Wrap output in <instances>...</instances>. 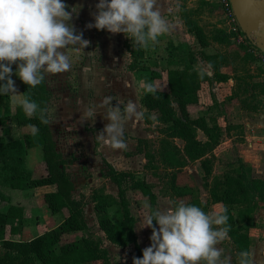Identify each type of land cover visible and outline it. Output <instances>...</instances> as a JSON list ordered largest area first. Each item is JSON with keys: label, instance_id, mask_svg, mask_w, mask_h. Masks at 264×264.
<instances>
[{"label": "rangeland", "instance_id": "obj_1", "mask_svg": "<svg viewBox=\"0 0 264 264\" xmlns=\"http://www.w3.org/2000/svg\"><path fill=\"white\" fill-rule=\"evenodd\" d=\"M69 5V10L73 5H80V12L78 17H74L71 23L74 24L78 31H82L84 38L90 41L88 47L83 50H78L69 46L65 49L70 61L72 62V69L62 75H48L47 85L53 93V100L51 102L50 113V127L52 129L54 138L57 142V149L65 154L68 160L72 161L68 170L76 184V190L79 194L81 190L85 191L87 204L90 202L91 193L94 186L96 188H104L105 192L116 196L118 189L110 181L107 180L108 185L104 179L99 176L102 173L103 157L99 155V145L95 141V135L98 130L103 128L107 121L103 120L100 115L96 116L94 125L91 122L83 125H77L76 121L79 119L81 106L77 103L82 100L86 105H92L103 95L113 97V103L119 104L121 108L128 99H133L138 108L140 99L145 93L142 82L152 83L156 89H166V74L170 66L177 64L178 59L186 57L191 50H199L200 46L196 37L192 33H188L184 24V17L188 15L194 19L205 31L209 46L204 50L208 53L224 52L236 61L238 56L245 55L244 48L239 46L232 40V34L228 32L229 25L225 16L224 7L220 0H179L180 8H175L177 0H163L165 14L167 15L171 30L159 37L158 43L154 46L144 49V56L141 60L142 67L145 69H137L130 71L129 64L132 61L131 55L124 46L125 36L123 34H112L105 30H97L87 28L86 25L94 23L93 13L96 11L95 5L98 0H65ZM171 7L172 12H167ZM229 57V60H230ZM177 60V61H176ZM176 61V62H174ZM228 61V60H227ZM237 63V62H236ZM235 62L228 67V70L235 73L240 69ZM198 68L207 69L206 63L202 59H198L195 65ZM13 73H15L16 66L13 64ZM91 69L90 72L85 73L84 68ZM235 68V70H234ZM159 73V78H153L152 72ZM12 79L15 81L18 93L16 95H9L8 101H11V114L16 112V106L21 103L23 99V87L20 79L13 74ZM228 107H219L223 111V118L219 119L220 124L226 125H240L233 120L240 114L238 107H234L232 101L227 102ZM253 108V107H248ZM143 110V109H142ZM203 111V110H202ZM201 112V111H200ZM0 116H4L3 108L0 107ZM243 116L250 117V113H243ZM235 117V118H234ZM12 118V116H10ZM235 123V124H234ZM162 125V124H161ZM160 124H146L144 120L140 121L135 127H127L124 139L129 145L127 151L111 150L105 148V152L110 154L115 160L117 170H124L133 172L136 178L145 179L152 186L154 192L157 194L158 205L168 206L170 203L190 202L193 197L190 195L186 197H177L176 193L170 188V181L173 178L172 174L176 176V184L192 185L191 188L196 191L193 192L194 197L203 202L210 201V192L212 189L221 190V187H216L215 180H220L224 173L237 174L239 172L253 180L252 162H245L247 155L251 154V149L248 150V131L242 126L232 129L229 133L223 134V143L216 149L218 160L214 164L213 174L207 179H203V172L201 168L197 167L195 162L188 164L189 167H182L179 169V162L174 154V144L180 148L183 143L180 140L167 139L159 132ZM8 129L6 134L3 126H0V137L4 136L5 143H0V149L4 144L13 140L22 141L25 133L31 132L32 127L29 125L19 126L10 119L5 125ZM145 131H149L147 134ZM235 134V135H234ZM138 135L145 137L138 140ZM230 135H234L230 139ZM251 136V135H250ZM23 146L20 151L13 148L8 149L6 156L0 162V211H6L9 205L18 204L20 197L14 198L12 195L15 189L9 188L8 176L11 174L12 167H17L25 173H30L33 177L38 178L42 173H45V164L38 160L37 153L33 152L31 160H27L26 153L28 148ZM264 148V142L261 149ZM40 149V148H39ZM138 160H130V157L138 154ZM242 155V156H239ZM252 157V156H251ZM132 162V163H131ZM134 162L136 164H134ZM194 164V165H191ZM137 166L138 169L134 168ZM128 167H132L129 170ZM136 169V170H135ZM186 172L190 175V180L187 181L183 175ZM251 176V177H250ZM93 178V180H92ZM105 178V177H104ZM220 178V179H219ZM91 179V181H89ZM126 197L130 202L132 214L137 218L135 225V233L137 235L138 243L141 249L149 246L151 241V229L147 227L141 228L143 217L148 214L147 208L144 206L137 210L134 207L135 199L142 198L138 192L128 190ZM28 200L26 202L24 218L22 220H11L7 226V236L15 239H34L45 233L56 229L57 225L63 220L66 212L52 214L49 208L44 204L42 195L38 199ZM199 201V200H198ZM257 204V209L264 207V202L254 199ZM229 206L223 204H210L207 207L209 213L220 212L223 208ZM87 206L85 207V209ZM84 209L86 220L91 225L88 212ZM231 211L237 216L236 209ZM111 214L116 215V208L110 210ZM254 214V213H253ZM253 214L248 216L249 221L237 223L239 227L247 228L248 233H252V228L257 225ZM10 225L18 227V235L12 236L9 233ZM103 237L100 230L97 231ZM80 233H71L58 237L55 245L56 250L62 243L74 240L80 236ZM106 245H110L105 241ZM224 250V255L231 258V264H237V259L234 255L235 250L230 238L221 242L218 245ZM110 247V246H109ZM114 264H132L133 257H136L134 246L122 249L118 248L112 250ZM88 264H99L98 262H91Z\"/></svg>", "mask_w": 264, "mask_h": 264}, {"label": "trees", "instance_id": "obj_2", "mask_svg": "<svg viewBox=\"0 0 264 264\" xmlns=\"http://www.w3.org/2000/svg\"><path fill=\"white\" fill-rule=\"evenodd\" d=\"M184 24L187 32L194 34L199 43V50H191L186 57H180L177 64L167 69V89H157L155 98L150 93H144L140 99L143 110H146L144 121L146 124H162L163 129L159 132L167 139L182 140L183 147L174 145V154L179 155V169L191 162L198 161L203 172V179L207 180L213 174L216 156L215 148L221 143L223 129L219 125L214 114L204 110L198 117L192 118L187 106L198 103L199 91L203 83L212 80L226 81L228 75L222 73V67L227 65V59L220 52L207 53L204 49L209 46L208 37L203 28L191 17L185 15ZM124 46L129 51L132 61L129 70L145 69L140 66L144 56V49L133 46L130 39L125 38ZM198 59H202L207 69L196 67ZM174 61V62H176ZM153 78H159L157 72H152ZM23 97L29 95L35 100L41 109H45V118L48 124L41 122L39 114L29 118L25 115L20 105L16 106V112L11 114V106L8 101L9 95L0 94V107L3 108L4 116H0V126L6 128L4 132L9 133L5 126L10 119L19 126H35L38 133H25L22 141L13 140L4 144L0 149V159H3L8 149L13 148L20 151L24 148L39 147L41 158L46 167V174L35 178L30 173H23L21 169L12 167L8 176L9 188L15 190H26L39 186H54V190L43 195L44 204L52 214L65 211L63 220L55 230L45 233L34 239H15L7 236V226L11 220H22L24 207L18 204L9 205L6 211H0V264H88L98 262L99 264H110V253L104 244L102 237L98 236L89 227L84 214L87 205L86 196L80 194L75 196L76 184L68 171L72 164L71 160L58 151L57 142L50 127L49 108L53 100V93L47 85L45 75L44 82L36 88H28L22 83ZM256 110L255 107L250 108ZM12 116V118H10ZM161 125V126H162ZM228 129V128H227ZM202 132L205 139L198 137ZM5 135L0 137V143H5ZM141 140V139H138ZM141 151H138V153ZM101 176L110 180L118 189L117 195L105 192L104 188L92 190L90 201L93 203V211L97 219L98 228L103 232L104 238L122 249L134 246L136 257L142 256V249L137 241L134 227L137 218L132 214L130 202L126 197L128 190L138 192L142 198L135 199L134 207L137 210L145 206L148 213L157 209V194L145 179L136 178L133 172L117 170L107 160L103 159ZM170 188L174 190L177 197L190 195L193 199L186 204H194L201 207L205 212L210 204L222 203L227 208L228 225L230 227L229 238L235 250V257L240 251H248L250 237L247 228L243 229L237 223L249 221L248 216L257 209L254 199L264 202V181L249 180L246 175L224 173L220 180H215L216 187L221 190L212 189L210 201L203 202L192 196L195 191L188 185L176 184V176L173 173ZM196 192V191H195ZM194 192V193H195ZM199 200V201H198ZM178 203V202H175ZM116 208V215L110 210ZM232 209L237 210L235 216ZM155 225V221H153ZM9 233L12 236L18 234V227L10 225ZM80 233L72 241L62 243L56 250L55 245L58 237L64 234ZM238 264V261H237Z\"/></svg>", "mask_w": 264, "mask_h": 264}, {"label": "clouds", "instance_id": "obj_3", "mask_svg": "<svg viewBox=\"0 0 264 264\" xmlns=\"http://www.w3.org/2000/svg\"><path fill=\"white\" fill-rule=\"evenodd\" d=\"M80 5H69L65 0H0V94L16 95L15 74L28 88H36L45 75H62L73 65L65 49L72 46L78 50L88 47L84 38L71 21L78 17ZM175 8L179 10L177 0ZM92 14L94 23L87 28L123 34L133 46L148 49L167 34L172 25L165 14L163 0H98ZM169 7L167 12H172ZM13 64L16 66L13 73ZM83 71L88 73L89 68ZM145 93L155 98L156 87L142 82ZM77 125L96 122L100 115L107 121L97 131L95 141L98 150L129 149L124 139L127 127H135L144 119L133 99L123 105L113 103V97L101 96L96 103L86 105L82 100ZM20 107L29 118H39L48 124L45 109L29 95H24ZM33 134L39 129L30 126ZM146 208H151L145 203ZM155 221V225L153 224ZM141 228L151 229V244L142 250L141 257H133L132 264H231L218 245L229 239L227 208L220 212H205L201 207L184 202L170 203L150 211L143 217ZM238 264H264V259L253 260L248 251H240Z\"/></svg>", "mask_w": 264, "mask_h": 264}, {"label": "crops", "instance_id": "obj_4", "mask_svg": "<svg viewBox=\"0 0 264 264\" xmlns=\"http://www.w3.org/2000/svg\"><path fill=\"white\" fill-rule=\"evenodd\" d=\"M238 45L244 47L241 49L244 50L245 55L238 56V59H236V61L232 59L233 57L231 58L229 55L225 54L224 52H220L228 60L227 65L223 66L221 70L222 73L228 75V79L226 81L215 79L209 83H203L201 90L199 91L198 103L189 104L187 108L192 118L198 117L204 110L207 109V111H209L211 114H214L216 116L217 121L223 129L224 131L223 133L225 134L229 133L232 129H235V127L239 128L240 126H242L243 128L244 126V128L248 131V138H247L248 150L251 149L250 152L252 154L251 155L252 157L250 155H247L248 158H245L244 160L245 162L247 161L252 162L251 165L254 166L252 169V175L256 176L257 178L255 177H252V178L264 181V148L261 149L262 143L264 142V63L254 53L249 51V48L247 47V45L245 44H238ZM229 57H230V60H229ZM234 62L235 63L237 62L236 63L237 65L235 66H237L238 68L240 67V69L236 71L235 73L229 71L227 67V66H230ZM166 89H167V80H166ZM228 101H232V104H235L234 107H238L237 110L238 112H240V114L237 118L234 117L235 119L233 120H236V122L239 123L240 125L231 126L230 124L229 125L224 124L222 126L220 124L219 119L221 117L223 118V111L219 110V107H228V104H227ZM9 102H10V106L12 107L11 101ZM139 107H141V111H142L143 107H142L141 102L139 103ZM248 107H255L256 110L249 109ZM243 113H250L251 116L250 117L243 116ZM143 132L150 134L149 131L143 130ZM234 135H230L228 137L232 139ZM150 136L151 135H146V136L138 135V139H143L145 137H150ZM198 137L202 140L205 139L204 135L200 131L198 132ZM180 142L183 143L182 140H180ZM223 142L224 140L221 141V143ZM220 144L217 147H219ZM217 147L214 150V154L216 156L215 163L218 160V155L216 153ZM37 151H38V160L42 162V158H41L42 154H41V149H39V147L30 148L28 150V152L26 153L27 160H31V156L33 155V152L37 153ZM98 151H99L98 154L101 155L105 160H107L111 165L115 166V164H117L116 160L114 159L115 157L113 158L110 154L106 153L104 149L102 151L101 150H98ZM138 155H140V153H138L135 156L130 157V160H135V161L138 160ZM239 156H242V155H239ZM0 162H1V159H0ZM195 163L197 167L200 166V163L198 161H195ZM134 164L136 163L134 162ZM191 165H194V164H191ZM184 167L187 168L189 166L186 165ZM128 168L129 170H132V167H128ZM134 168L138 169L137 166H134ZM44 174H46V170H45V173L41 174V176ZM99 176L103 178L104 182H106V185H108L107 183L108 179L102 177L100 172H99ZM182 176L187 178V181L190 180L189 179L190 175L187 174L186 172H183ZM89 181H91V179H89ZM189 186H192V185H189ZM93 188H96V187L94 186ZM53 190H54V186H50V185L39 186L36 188H31V189H26V190H15L12 196L14 198H16L17 196L20 197L19 198L20 199L19 201H21L20 206L24 207V210H23V213H24L25 208H26V202L28 200L29 201L32 200L31 198H33L34 200L38 199L41 195L43 197V195L46 192H50ZM77 192L78 191L75 190L74 194L76 195L79 194ZM80 192L82 194H85V191L83 190H81ZM158 202L159 201L157 198V205H158ZM217 204H222V203H217ZM86 206H87L86 208L87 210L86 209L85 210L86 212H88L91 225L86 220L87 224L93 230V232L98 235L97 231L100 229L98 228L97 219L93 211V203L90 201ZM253 216L255 218V222H257V225H255L254 228H252L253 232L249 234L250 245L248 248V252L250 254V257L253 258L255 262V261L264 259V207H261L258 210H256ZM136 224L137 222L135 223V225ZM134 230H135V227H134ZM64 235H67V234H64ZM98 236H100V234ZM102 238L103 240L107 241L104 238V234ZM109 244L110 245L105 244V246L108 248L109 253H110V264H114V260H113L114 257L112 254L113 253L112 250H116L118 248L121 250V248L116 247L115 245H112L111 243Z\"/></svg>", "mask_w": 264, "mask_h": 264}, {"label": "water", "instance_id": "obj_5", "mask_svg": "<svg viewBox=\"0 0 264 264\" xmlns=\"http://www.w3.org/2000/svg\"><path fill=\"white\" fill-rule=\"evenodd\" d=\"M228 1L241 31L253 33L256 46L264 53V0Z\"/></svg>", "mask_w": 264, "mask_h": 264}, {"label": "built area", "instance_id": "obj_6", "mask_svg": "<svg viewBox=\"0 0 264 264\" xmlns=\"http://www.w3.org/2000/svg\"><path fill=\"white\" fill-rule=\"evenodd\" d=\"M221 5L224 7L225 16L228 20L229 29L228 32L232 34V40L237 44H245L249 48V51L254 53L263 63H264V53H262L255 44V35L244 34L231 10L230 4L228 0H220Z\"/></svg>", "mask_w": 264, "mask_h": 264}]
</instances>
